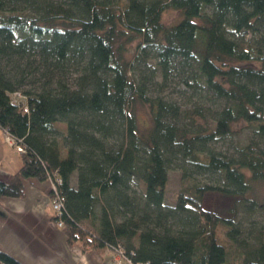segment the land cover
Here are the masks:
<instances>
[{
    "label": "trees",
    "instance_id": "16d2710c",
    "mask_svg": "<svg viewBox=\"0 0 264 264\" xmlns=\"http://www.w3.org/2000/svg\"><path fill=\"white\" fill-rule=\"evenodd\" d=\"M174 77L182 100L162 93ZM242 124L247 141L216 148ZM0 130L23 148L0 197L59 178L69 245L127 264H264V226L246 232L240 214L264 205V0H0ZM212 193L224 212L203 206ZM0 264L20 263L0 250Z\"/></svg>",
    "mask_w": 264,
    "mask_h": 264
},
{
    "label": "crops",
    "instance_id": "0c3cea01",
    "mask_svg": "<svg viewBox=\"0 0 264 264\" xmlns=\"http://www.w3.org/2000/svg\"><path fill=\"white\" fill-rule=\"evenodd\" d=\"M20 165L0 130V178L8 179ZM23 183L24 195L0 197V250L20 264H116L110 249L67 243L64 228L50 219L46 181L29 177Z\"/></svg>",
    "mask_w": 264,
    "mask_h": 264
},
{
    "label": "rangeland",
    "instance_id": "374dc122",
    "mask_svg": "<svg viewBox=\"0 0 264 264\" xmlns=\"http://www.w3.org/2000/svg\"><path fill=\"white\" fill-rule=\"evenodd\" d=\"M179 14L176 10L174 9H169L166 10L163 14L164 19L169 22V21H174L178 18ZM185 87L184 85L178 81L177 78H172L171 81L168 82L167 86L163 89L162 93L171 95L173 97H178L181 99V90H183ZM152 92L155 94L157 91L155 89H152ZM189 95V92L187 91L184 96ZM182 100V99H181ZM135 115L138 121V124L141 128H143L144 125H147L149 123V116L146 111V108L141 105V104H136L135 107ZM55 127L61 131H65V125L62 122H55ZM249 128L245 126L244 124L235 127V132L229 137L223 138L215 142V146L217 149L222 150V151H227L231 152L233 150V146L237 144L244 143L247 141V138L249 136ZM3 134L4 141L16 152L20 155L22 151L17 150V146L15 143H12V141L7 138V135ZM198 179L201 182H208L214 180L213 175H199ZM43 181L47 182L48 185V202H49V214H50V219L52 222L56 225V221L59 218V215H55L57 212L54 210V206L52 204V191H51V183L49 181V178H45ZM182 184L181 180V175L180 171L178 169H170L168 171V179L166 183V189H165V194H164V201L167 204H172L174 203L176 192L179 189L180 185ZM253 188L255 190V194L258 198L259 201L264 202V180L257 181L253 183ZM230 204V199L221 195H218L217 193H212L207 195L204 198L203 201V206L205 208H217L220 211L224 212L226 208ZM240 214L242 216V228L244 231L247 232L249 228H253V226L249 225V221L252 219L251 222L255 223L254 226L260 225L261 223L264 226V205H261L259 209L255 210L254 212H246L245 209L240 208ZM54 216H58L57 219L54 218ZM57 226V225H56ZM62 227H63V222H62ZM110 253L112 256V260L116 264H127L126 260L123 259L122 256H120L119 250L115 249L112 250L110 249Z\"/></svg>",
    "mask_w": 264,
    "mask_h": 264
},
{
    "label": "built area",
    "instance_id": "2783aa9c",
    "mask_svg": "<svg viewBox=\"0 0 264 264\" xmlns=\"http://www.w3.org/2000/svg\"><path fill=\"white\" fill-rule=\"evenodd\" d=\"M18 95H19L18 93H15L14 94V96H18ZM4 134L7 135V138H9L12 141V143H15L13 141V139L7 133H4ZM16 146H17V150L23 151V148H22L21 145L16 144ZM49 181L51 183V191H52L51 197L53 198L52 199V204L54 206V210L57 212L56 215H60L61 209H62V196H60L58 194V190H57V185H58V183H60V179L57 178V179H55V182H54L51 178H49ZM56 223H57L58 226H62L61 219H58L56 221ZM117 250H119V249H117ZM118 254L120 256L124 257V255L122 254V252L120 250H119V253Z\"/></svg>",
    "mask_w": 264,
    "mask_h": 264
}]
</instances>
